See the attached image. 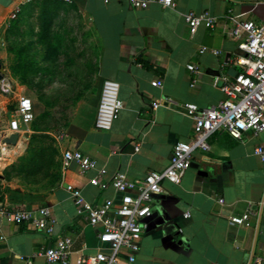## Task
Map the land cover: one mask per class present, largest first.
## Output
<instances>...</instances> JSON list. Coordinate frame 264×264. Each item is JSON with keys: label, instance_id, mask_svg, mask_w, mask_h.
I'll return each mask as SVG.
<instances>
[{"label": "crops", "instance_id": "1", "mask_svg": "<svg viewBox=\"0 0 264 264\" xmlns=\"http://www.w3.org/2000/svg\"><path fill=\"white\" fill-rule=\"evenodd\" d=\"M32 1L38 0H0V59L7 73L0 83V231L6 237L0 241V264H61L50 263L38 253L63 235L74 239L72 261L78 253L108 251L99 239L101 227L78 211L66 185L80 188L90 202L106 197L118 200L120 194L113 187L102 190L91 179L111 180L119 171L143 178L151 170H164L175 143L193 137L194 120L180 108H154L153 103L170 96L201 107L217 105L225 95L214 85L215 77H234L242 69L237 63L242 53L239 40L225 30L230 25L228 15L264 22V0H175L173 7L156 1L147 8H135L129 0L68 3L80 9L99 48L101 89L106 79L118 81L124 108L112 128L102 130L95 125L101 93L79 102L62 130L67 137L60 141L55 136L59 168L54 175L33 182L14 173L5 178L14 156L26 152L29 125L16 145L4 143L12 114L8 104L14 100L17 105L24 95L7 66L4 37L18 18L11 19V13L19 8V16ZM192 10L209 11L218 25L201 26L192 35L184 17ZM203 45L220 53H200ZM191 63L199 66V73L188 68ZM194 79L197 83L192 86ZM208 142V151L195 150L193 165L179 184L163 182L164 192L153 197L136 260L129 262L122 255L118 264H264V161L254 152L257 145H264V131L244 132L240 140L218 130ZM3 145L11 150L6 159ZM68 147L95 159L97 167L83 171L73 162L63 169V151ZM101 168L107 170L103 176ZM41 206H48L55 219L52 235L31 223L10 222L1 212ZM247 210L252 212L249 225L230 222L232 216Z\"/></svg>", "mask_w": 264, "mask_h": 264}, {"label": "built area", "instance_id": "2", "mask_svg": "<svg viewBox=\"0 0 264 264\" xmlns=\"http://www.w3.org/2000/svg\"><path fill=\"white\" fill-rule=\"evenodd\" d=\"M31 1V0H29ZM72 3L73 0H59ZM159 2L164 7L175 6V0H129L135 8H147L152 2ZM17 8L10 15L11 19L18 17ZM189 25L190 32L194 35L204 26L213 29L218 25V20L209 11H189L184 15ZM230 25L225 27L226 32L239 40V48L242 53L237 58V63L242 70L230 77L222 74L215 77L214 85L220 88L225 97L215 106L201 107L197 103L166 96L162 100L153 103L154 108L161 105L176 107L184 110L194 120V134L190 140L175 143L169 165L164 170H151L143 178H132L125 172H117L111 180H101L98 177L91 179L94 186L104 190L113 187L120 194L116 200L106 197L101 202L87 201L80 188L68 184L66 189L74 197L80 213H86L89 222L101 227L100 241L106 249H100L95 254H77L75 261L71 260L73 237L63 235L56 239L52 246L44 247L39 251L50 263L61 264H118L122 255L129 262L136 260V254L140 250V244L148 224L146 219L152 215V201L156 194L164 192L165 180L179 184L193 162L195 150L208 151L210 144L208 138L218 130L227 131L236 139H242L243 133L251 131L255 135L264 131V22L243 20L237 16L228 15ZM1 39V35H0ZM200 53L212 52L215 55L220 50L201 46ZM188 68L199 73V66L191 63ZM194 79L192 86H195ZM155 86L159 85L154 81ZM120 83L112 79L103 82L95 125L102 130H109L114 120L124 108V101L120 98ZM35 118V105L33 99L27 95H21L18 104L13 110L7 136L17 133L22 134L26 127ZM67 137L65 131L58 134L57 139ZM255 154L264 161V145L255 147ZM73 162L77 163L83 171H89L97 167V161L83 154L79 149L68 147L63 151L62 168L66 169ZM107 170L100 169V175H105ZM224 199L221 198L220 202ZM10 222L15 224L31 223L45 231L47 235L54 233L55 219L48 206L36 209H21L13 212L1 211ZM251 211L247 210L242 215L230 218L232 224H250ZM189 216V213H186ZM6 237L0 231V241ZM216 264V263H211Z\"/></svg>", "mask_w": 264, "mask_h": 264}, {"label": "rangeland", "instance_id": "3", "mask_svg": "<svg viewBox=\"0 0 264 264\" xmlns=\"http://www.w3.org/2000/svg\"><path fill=\"white\" fill-rule=\"evenodd\" d=\"M4 40L10 73L35 105V118L29 124L30 131L27 128L28 145L35 129H39L55 146V136L68 124L79 102L101 93L99 48L80 9L58 0H38L32 8L23 9ZM15 106L11 100L9 111L13 112ZM5 148L3 145L2 150ZM8 151H3L5 159L11 155ZM17 159L14 156L8 167ZM54 172L49 165L42 173L31 175L30 180L36 182Z\"/></svg>", "mask_w": 264, "mask_h": 264}, {"label": "trees", "instance_id": "4", "mask_svg": "<svg viewBox=\"0 0 264 264\" xmlns=\"http://www.w3.org/2000/svg\"><path fill=\"white\" fill-rule=\"evenodd\" d=\"M35 2L26 4L24 9L32 8ZM44 9L46 10L48 7L45 6ZM39 132V129H35V133L30 137L26 152L5 169V178L8 179L14 172L15 175L30 179L31 175L42 173L49 165L56 170L59 168V163L56 160L57 149L52 143H48L50 136Z\"/></svg>", "mask_w": 264, "mask_h": 264}, {"label": "water", "instance_id": "5", "mask_svg": "<svg viewBox=\"0 0 264 264\" xmlns=\"http://www.w3.org/2000/svg\"><path fill=\"white\" fill-rule=\"evenodd\" d=\"M7 73H6V69L0 59V83L3 82L6 79ZM19 141V134L14 133L11 134L9 136H6L4 138V143L8 144V145H16ZM193 165V163H192ZM197 166V165H194Z\"/></svg>", "mask_w": 264, "mask_h": 264}, {"label": "bare ground", "instance_id": "6", "mask_svg": "<svg viewBox=\"0 0 264 264\" xmlns=\"http://www.w3.org/2000/svg\"><path fill=\"white\" fill-rule=\"evenodd\" d=\"M3 150H4V153H5V154L9 153V151H8L7 148H5V149H3Z\"/></svg>", "mask_w": 264, "mask_h": 264}]
</instances>
